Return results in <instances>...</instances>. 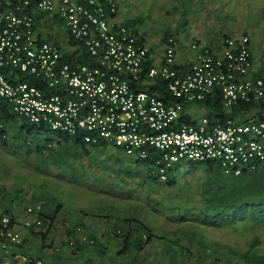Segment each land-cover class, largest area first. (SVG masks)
I'll return each instance as SVG.
<instances>
[{
    "label": "built area",
    "instance_id": "built-area-1",
    "mask_svg": "<svg viewBox=\"0 0 264 264\" xmlns=\"http://www.w3.org/2000/svg\"><path fill=\"white\" fill-rule=\"evenodd\" d=\"M118 9L116 0H0V98L56 134L152 160L163 180L186 162H215L235 175L264 169V120L229 117L221 124L183 114L216 92L227 110L264 103L250 36H228L217 49L194 39L193 56L179 61L177 37L168 36L159 55L119 21ZM46 15L65 24L70 46L38 37ZM4 199L0 189V247L14 252L23 238ZM26 210L24 227L42 229V204ZM82 241L94 242L85 234Z\"/></svg>",
    "mask_w": 264,
    "mask_h": 264
},
{
    "label": "rangeland",
    "instance_id": "rangeland-1",
    "mask_svg": "<svg viewBox=\"0 0 264 264\" xmlns=\"http://www.w3.org/2000/svg\"><path fill=\"white\" fill-rule=\"evenodd\" d=\"M116 1L119 3L118 19L123 23L129 22L131 19L136 20L138 30L146 34V41L159 55L164 54L162 39L167 33L179 39L181 47L178 50V59L179 61H183V59L188 57V53L191 52L189 45L194 39L200 41L202 44H207L205 43V39L212 37L214 33L220 30H224L227 36L239 37L249 28L252 29L253 34L262 37V39L258 40L253 39L251 47L257 55L263 54L264 20L262 19L261 21L260 13L262 12L264 14V10L262 11L261 8L264 0ZM47 20L53 25L51 30L54 31L56 29L59 40L63 45L70 46V36L65 24L53 16L48 17ZM232 32L236 34H232ZM252 32L249 31L248 33L251 34ZM56 40L58 41V39ZM262 57L264 58V55ZM184 110V115L187 114L189 118L196 121L209 114V111L199 104L188 105ZM30 127L31 123H28V128ZM31 136L35 138L30 140L32 146H35L34 143L32 144V141L39 142L38 139L42 142H45L46 139L57 141V134L48 129L40 130L39 133L35 132ZM56 147L55 149H49L48 147L46 148L45 154L36 153L34 157L29 158L27 152L24 151L25 146L22 150H14L19 155H13L12 153L14 152L12 150L6 152L0 144V187L4 189V194L6 191L11 192V190L17 188L19 194L16 199L20 200L21 204L24 205V210L28 205H34L40 202L46 203L51 209H55L59 204H62L61 210L63 212L60 210L56 214V222L52 225L51 229H49L48 225H44L42 229L36 230V232H39L49 229L51 230L50 233L63 237L64 244L56 246V248L59 247L61 249L60 251L63 250L68 255L75 251L85 252L87 253L86 256L88 259L86 263L91 264H129L126 261H132L133 256L119 255L118 252L121 247L116 246V242L110 233L108 234V238L100 240V237L108 230V226L102 218L97 219L98 217H92L94 218L92 220L96 223L94 226H96V237L99 241V244L95 245L93 250H82L77 249V247L72 249L65 244L68 232L72 227H75V223L77 222V220H72L76 216L74 213L77 211H90L91 207L98 209L101 207L100 205L107 207L112 204L117 205L116 207L120 209H126L128 212H130L129 210H136L139 205H142L144 209L151 210L155 200L160 203H169L175 196L170 194L171 191L158 185H154L151 188L148 186V183L143 181L139 182V178L136 177H124L125 180L120 181V183L124 184V188H120V191L114 188L115 186H112V184H105L104 188L100 189L98 176L108 175L110 178L115 177L114 174L105 172L106 165L110 167L109 170L112 172L115 169H123V167L133 171L137 166L129 158L131 156H127L126 153L115 148V146L110 145L101 149L97 148L89 156H84L81 153V148L74 145L71 146L69 151H62L61 148ZM73 153H76V156H73ZM28 154L31 155L32 153L30 152ZM49 154H51V157L48 156ZM21 156H24L23 161ZM117 158L123 160V162H118L117 164L108 163L110 160H116ZM24 160H31L33 164L30 162L27 164L26 162L28 161ZM72 162L78 170L80 168L86 170L87 177L74 178L75 173H73ZM189 163H183L180 167L182 175H186L185 178L188 184V189H186L188 190L186 191L187 193L196 191L195 187L197 184L206 178V162L203 163L204 168L199 167L196 169L191 168L192 166ZM222 172L225 173L223 169ZM227 175L231 176L233 174ZM118 180H121V178ZM110 188L114 192L110 191ZM129 203H136V206H130ZM143 207L138 208L137 211L139 212H134V216L142 218L145 213ZM78 212L77 215H80ZM161 213H154L156 215L155 219L158 229L163 231L166 228L173 227L175 221L171 220L170 216H168L171 214L170 211L163 210ZM242 225L241 228L243 227ZM249 232L250 234L245 237H237L231 230L206 229L204 234L209 239L221 241L223 244L230 243L239 249H246L249 244L247 242H250L256 234L262 241L259 247L264 249V227L259 226ZM38 239L40 240V238ZM98 250L99 252H97ZM23 253L19 252L16 254L23 255ZM143 255L146 257L145 264H154L157 258H161L160 264H178L171 257L172 252H166L164 244L160 240L149 244ZM215 258L218 261L217 257ZM224 259L221 261H224ZM221 261L215 262V264H220ZM193 262L194 259L192 258L191 264Z\"/></svg>",
    "mask_w": 264,
    "mask_h": 264
},
{
    "label": "trees",
    "instance_id": "trees-1",
    "mask_svg": "<svg viewBox=\"0 0 264 264\" xmlns=\"http://www.w3.org/2000/svg\"><path fill=\"white\" fill-rule=\"evenodd\" d=\"M127 24L132 27L136 34L146 39V34L138 30L136 20L131 19ZM170 35L172 34L167 33L162 40L164 41ZM224 37L226 38L227 35ZM25 78L34 82L32 77ZM156 88L157 86L155 85L151 87L153 90ZM197 104L209 111V114L206 116L221 124L225 123L229 117L237 119L252 110H264V103L243 102L237 104L231 110H227L223 105L219 92ZM0 114L2 115L0 118V140L6 143L9 134L6 122L9 120H13L14 122L15 117L6 108L1 107ZM258 119L264 120V115H260ZM30 123V128H26L24 125V129L28 133L33 132L35 128L37 131L47 130L43 125ZM1 124L5 126L3 127ZM57 135L56 142L52 139H47L44 146L39 147L38 150L44 154L46 148L50 145L49 149H55L57 146L62 151H69L71 146L74 145L81 148V153L84 156H89L94 152L95 147L99 148L98 145L87 146L82 140L66 134ZM48 156L51 157V154ZM73 156H76V153H73ZM129 158L136 163L135 170L132 171L123 167V169H115L112 172L109 170L110 167L106 165L105 172L112 173L115 177L110 178L108 175L98 176L100 189H103L105 184H112V186H115L114 188L120 191V188H124V184L120 183V181L125 180L124 177H136L139 178V182L148 183V186L151 188L154 185H158L171 191L170 194L175 196L174 199L169 203H160L155 200L151 210L144 209L142 205H139L136 210H129L130 212H128V210L120 209L116 207L117 205L112 204L107 207L100 205L101 207L98 209L91 207L90 211H77L80 215H77V212L74 213L76 214L74 217L76 219L73 218L72 220H77V222L75 223V227H72L68 232L65 244L68 245L73 241V244L70 246L72 249L77 247V249L82 250H93L94 246L99 244V241L96 234L91 233L87 226L89 227L88 222L94 219L92 217H98L97 219L102 218L108 226L107 232L100 237V240L108 238V234L110 233L116 242V246L121 247L118 254L128 257L133 256L132 261H126L129 264H145L146 257L143 253L149 244L158 240L163 242L166 252H172L171 257L178 264H191L192 258L194 259L192 264H215V262H219L223 258L225 259L220 264H264V249L259 247L262 241L258 235L255 234L252 240L247 242L249 244L246 249H239L230 243L223 244L221 241L209 239L204 234L206 229L231 230L237 237H245L250 234V230L253 231L259 226L264 227V169L262 167L252 169L244 167L240 175L233 174L229 176L222 172L221 166L218 163L207 162L205 163L206 178L197 184L195 187L196 191L187 193L188 184L185 178L186 175H182L180 167L167 171V179L163 180L157 173L156 165L152 160ZM118 162H123V160L117 158L116 160H110L108 163L117 164ZM189 164L193 169L204 168L203 163L190 162ZM72 168L73 173H75L74 178L87 177L86 170L82 168L78 170L74 164ZM120 178L121 180H118ZM190 187L192 186L190 185ZM109 190L114 192L112 188ZM128 198L131 199L129 196ZM142 202L144 203V201ZM40 203L43 207L40 215L43 219V224L48 225L49 229H51L52 225L56 222V214L60 212L62 204H59L55 209H51L46 203ZM129 204L133 207L136 206V203ZM142 207L145 211L142 218L134 216L133 213L139 212L137 209ZM163 210L170 211L171 214L168 216H170L171 220L175 221V225L160 231L156 224V215L154 213H161ZM5 212L14 217L7 209H5ZM61 212L63 211L61 210ZM97 213L98 215H96ZM241 225L243 226L242 228ZM49 229L35 233L45 240L47 235L50 234L51 230ZM84 234L88 236L89 240L92 239L94 242L82 241ZM22 249L23 246L18 251L11 253L16 254L22 251ZM63 253V251H55V254L60 256L59 258H65L63 257ZM75 253L77 252L75 251L70 255L73 256ZM26 254L24 247V256L27 258L25 263L31 262V264H35V261ZM211 257L212 259H210ZM215 257H217L218 261H216ZM160 260L161 258H157L154 264H160ZM82 264L91 263L84 262Z\"/></svg>",
    "mask_w": 264,
    "mask_h": 264
},
{
    "label": "crops",
    "instance_id": "crops-1",
    "mask_svg": "<svg viewBox=\"0 0 264 264\" xmlns=\"http://www.w3.org/2000/svg\"><path fill=\"white\" fill-rule=\"evenodd\" d=\"M262 4L263 5L261 6V8L263 11L264 10V3H262ZM260 14H261L260 17H261V21H262V19L264 20V14L262 12ZM45 17L48 18L50 16L46 15ZM47 18L45 20L41 21L43 24L36 26V32H37L38 37L40 39H45V40H48L50 42L61 43L63 45V43L59 40V36H58L56 29L54 31L51 30V27L53 25L48 22ZM230 31H232V30H230ZM249 31L252 32V29L249 28L248 30L245 31V33L250 36L251 45L253 44V39H256V40L262 39V37H259L257 34H253V32L251 34H249L248 33ZM233 33L236 34L235 32H232V34ZM224 36H226V34L224 33V30H220L219 32L214 33L212 37L205 39L206 40L205 43H207V44H209V45H211L217 49V48H219L220 43L225 38ZM56 39H58V41ZM179 45H180V43H179ZM180 47H181V45H180ZM180 47H179V49H180ZM255 53L256 52H254V50L252 48V56H253V61H254V73L256 75H261L264 77V58L262 57L264 55V51H263V54H259V55H257V53L255 54ZM193 54H194L193 52H190V53H188V56L189 57L193 56ZM0 107L6 108L9 111V113L11 115H13V117H15L14 122H13V120H9L6 122V124H7L6 128H9V134L7 137V142L4 143L3 141L0 140V144L4 147L6 152L7 151L10 152L12 150V152H14V153L11 152L13 155L14 154L19 155V154H16L14 150H17V151L22 150L25 146L24 151L27 152V155L29 156V158L34 157V155L36 153L42 154L38 149H39V147L44 146L47 139L45 140V142L40 141V139H38L39 142L38 141H35V142L32 141V144L34 143L35 146H32L31 141H30L31 139H35V138H32L31 135L34 134L35 132L39 133L40 130L37 131V129L35 128V130L33 132L28 133L27 130L24 129V125L27 128L28 123H30V121L28 119H26L25 117L18 115L17 113L12 111L11 107H9L5 103V101L1 98H0ZM260 115H264V110H252L246 114H243L242 116H240L236 120L239 122H242L245 119L246 120L247 119H258L260 117ZM1 126H3V124H1ZM57 137H58V135H57ZM49 147H50V145H49ZM96 148L97 147H95V149ZM101 148H103V147L99 146V149H101ZM33 151H35V152H33ZM30 152L32 153L31 155L28 154ZM45 153L46 152H44V154ZM23 157L21 156L22 161L24 159ZM24 161H28V160H24ZM29 162L31 164H33L31 162V160H29L26 163L29 164ZM7 180H9V179H7ZM0 189L2 191L4 190V189H2V187H0ZM18 194H19V190L17 188L11 190V192H9V191L5 192V194H4V196H5L4 210L7 209L15 217V220L17 222L16 228L20 232V234L22 235L23 249H22V251H19V252L23 253L24 247H25V252H27L29 257H31L35 261V264H76V263L82 264L84 262L86 263L88 259L86 256L87 253H85V252L82 253L81 251H78L73 256H71L70 255L71 253H69V255H68L65 251L62 250L64 252L63 257H65V258H59L60 256L56 255L57 253L55 254L56 246L64 244V241H63L64 238L63 237L56 236L53 233H50L49 235H47L45 240H43L41 237H38L39 235L37 233H35L36 231L29 230L26 227H24V220L30 216L27 213V210L26 209L24 210V208H23L24 205L21 204V201L16 199L18 197L17 196ZM24 215H25V217H24ZM88 225H89V227L87 226V228L91 231V233L97 234L96 226H94V225H96L95 221L90 220L88 222ZM38 238H40V240ZM20 254L19 255L13 254L11 252L4 251L3 249L0 248V264H26L25 263L26 262V256H24V253H23V255H20ZM20 258H22V259H20ZM76 260H78V261L76 262ZM72 261H74V263H72ZM28 264H31V262H29Z\"/></svg>",
    "mask_w": 264,
    "mask_h": 264
}]
</instances>
